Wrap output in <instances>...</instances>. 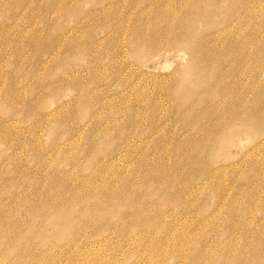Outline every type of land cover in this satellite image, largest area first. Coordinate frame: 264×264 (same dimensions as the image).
<instances>
[{"label":"rangeland","instance_id":"374dc122","mask_svg":"<svg viewBox=\"0 0 264 264\" xmlns=\"http://www.w3.org/2000/svg\"><path fill=\"white\" fill-rule=\"evenodd\" d=\"M263 113L264 0H0V264H264Z\"/></svg>","mask_w":264,"mask_h":264},{"label":"bare ground","instance_id":"6f19581e","mask_svg":"<svg viewBox=\"0 0 264 264\" xmlns=\"http://www.w3.org/2000/svg\"><path fill=\"white\" fill-rule=\"evenodd\" d=\"M190 1H191V0H190ZM186 2H187V1H186ZM160 6H161V5H160ZM162 9H164V8H162ZM160 10H161V9H160ZM181 23H182V22H181ZM183 24H184V23H183ZM185 24H186V23H185ZM181 28H182V27H181ZM118 29H119V28H118ZM121 29H122V28H121ZM132 32H133V31H132ZM146 36H147V35H146ZM225 36H226V35H225ZM185 37H186V36H184V38H185ZM217 37H218V36H217ZM217 37H216V38H217ZM226 37H227V36H226ZM186 38H187V37H186ZM181 39H182V38H181ZM227 39H228V38H227ZM182 40H183V39H182ZM233 40H234V39H233ZM169 41H170V40H169ZM183 41H184V40H183ZM194 41H195V40H194ZM166 42H167V41H166ZM189 42H190V41H189ZM225 42H226V41H225ZM228 44H229V42H228ZM211 45H212V44H211ZM165 47H166V46H165ZM185 47H186V46H185ZM229 47H230V46H229ZM234 48H235V47H234ZM164 49H165V48H164ZM195 49H196V48H195ZM207 49H208V48H207ZM226 49H227V48H226ZM196 51H197V50H196ZM204 51H205V50H204ZM193 52H194V51H193ZM185 53H186V52H185ZM189 53H190V52H189ZM195 53H196V52H195ZM203 53H205V52H203ZM201 54H202V53H201ZM199 55H200V54H199ZM201 56H202V55H201ZM201 56H200V57H201ZM204 56H205V55H204ZM204 56H203V57H204ZM206 56H208V55L206 54ZM220 58H221V57H220ZM223 58H224V57H223ZM206 59H207V58H206ZM201 60H202V59H201ZM204 60H205V59H204ZM204 60H203V61H204ZM205 61H206V60H205ZM201 62H202V61H201ZM209 62H210V61H209ZM202 63H203V62H202ZM209 64H210V63H209ZM211 64H212V62H211ZM211 64H210V65H211ZM204 65H205V63H204ZM219 95H220V94H219ZM218 97H219V96H218ZM221 98H222V97H221ZM210 99H211V98H210ZM213 99H214V98H213ZM221 100H223V99H221ZM229 101H230V100H229ZM248 102H249V101H248ZM251 102H252V101H251ZM227 103H228V102H227ZM233 103H234V102H233ZM247 104H248V103H247ZM247 104H246V105H247ZM234 105H236V103H235ZM237 105H238V104H237ZM244 105H245V104H244ZM246 105H245V108H244L245 110H246L247 106H249V105H247V106H246ZM226 106H228V105H226ZM232 106H233V105H232ZM239 106H241V105H239ZM261 106H262V105H261ZM261 106H260V107H261ZM212 107H213V106H212ZM221 107H223V106H221ZM228 107H229V106H228ZM243 107H244V106H243ZM252 107H253V106H252ZM213 108H214V107H213ZM223 108H224V107H223ZM231 108H232V107H231ZM239 108H240V107H239ZM248 108H249V107H248ZM216 109H217V108H215V110H216ZM227 109H228V108H227ZM232 109H233V108H232ZM235 109H236V107H235ZM235 109H234V110H235ZM256 109H257V108H256ZM261 109H262V108H261ZM213 110H214V109H213ZM213 110H212V111H213ZM215 110H214V112H216ZM222 110L224 111V109L221 108V111H222ZM225 110H226V109H225ZM228 110H229V109H228ZM248 110H249V109H248ZM252 110H253V109H252ZM221 111H219V113H220ZM229 111H231V110H229ZM232 111H233V110H232ZM217 112H218V110H217ZM217 112H216V114H218ZM225 112H226V111H225ZM225 112H224V113H225ZM250 112H251V110H250ZM252 112H253V111H252ZM252 112H251V113H252ZM254 112H256V111H254ZM222 113H223V112H222ZM227 113H229V112H227ZM235 113H236V112H235ZM235 113H234V114H235ZM257 113H260V112L258 111ZM220 114H221V113H220ZM225 114H226V113H225ZM232 114H233V113L231 112V116H232ZM234 114H233V116H234ZM263 114H264V113H263ZM227 115L229 116L230 114H227ZM227 115H226V116H227ZM237 115H238V113H237ZM239 115H240V114H239ZM250 115H252V114H250ZM256 115H257V114H256ZM256 115H255V116H256ZM231 116H230V117H231ZM235 116H236V115H235ZM258 116H260V115H258ZM261 116H262V115H261ZM259 118H260V117H258L257 120H258ZM231 119H232V117H231ZM228 120H229V119H228ZM259 120H261V119H259ZM228 122H229V121H228ZM257 122H258V121H257ZM224 123H225V122H224ZM224 123H223V124H224ZM226 123H227V122H226ZM220 124L223 125L222 123H220ZM258 124H259V123H258ZM218 125H219V124H218ZM221 125H220V126H221ZM226 125H227V124H226ZM230 125H231V123H230ZM255 125H256V124H255ZM255 125H254V126H255ZM228 126H229V125H228ZM257 128H258V127H257ZM208 137H209V136H208ZM212 139H214V138H212ZM260 146H261V144H260ZM260 146H259V147H260ZM263 147H264V146H263ZM261 148H262V147H261ZM208 159H209V158H208ZM206 161H207V160H206Z\"/></svg>","mask_w":264,"mask_h":264}]
</instances>
